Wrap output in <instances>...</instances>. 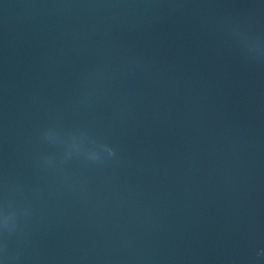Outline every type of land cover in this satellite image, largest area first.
Instances as JSON below:
<instances>
[{
    "label": "water",
    "instance_id": "obj_1",
    "mask_svg": "<svg viewBox=\"0 0 264 264\" xmlns=\"http://www.w3.org/2000/svg\"><path fill=\"white\" fill-rule=\"evenodd\" d=\"M0 264H264V0H0Z\"/></svg>",
    "mask_w": 264,
    "mask_h": 264
}]
</instances>
